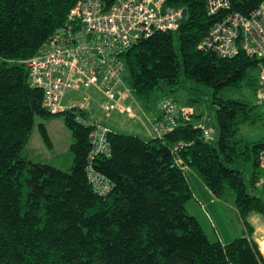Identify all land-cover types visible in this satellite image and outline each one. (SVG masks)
<instances>
[{
	"label": "trees",
	"instance_id": "obj_1",
	"mask_svg": "<svg viewBox=\"0 0 264 264\" xmlns=\"http://www.w3.org/2000/svg\"><path fill=\"white\" fill-rule=\"evenodd\" d=\"M78 1L0 0V264H264V239L258 242L251 221L264 220V186H258L264 137H240L241 125L255 122L254 108L264 104L220 95L245 83L256 93L258 77L250 72L260 60L243 51L225 58L199 49L221 15H209L206 0H165L166 7L187 9V20L177 30L157 31L135 43L124 56L125 81L148 105L158 92L172 97L184 90L186 103L195 106L204 87L213 90L215 121H207L216 139L206 140V122L199 125L197 113L150 140L111 131L110 155L93 160L113 185L103 196L87 176L90 127L76 120L75 111L47 110L44 92L30 84L26 63L66 23ZM102 1L110 7L115 0ZM229 1L230 10L244 16L264 4ZM54 115L65 117L75 139L69 170L23 155L35 117ZM40 128L50 142L46 125ZM187 168L199 172L215 197L232 190L243 236L228 243L209 239L186 207L194 197Z\"/></svg>",
	"mask_w": 264,
	"mask_h": 264
},
{
	"label": "built area",
	"instance_id": "obj_2",
	"mask_svg": "<svg viewBox=\"0 0 264 264\" xmlns=\"http://www.w3.org/2000/svg\"><path fill=\"white\" fill-rule=\"evenodd\" d=\"M209 15L221 17L199 45L219 56L232 58L241 51L260 60L256 101L264 104V4L250 16L231 11L229 0H206ZM183 9L165 6V0H115L107 7L102 0H79L70 10L66 23L58 28L37 55L27 60L31 86L44 92V107L52 113L75 111L76 120L91 129V151L87 176L94 190L105 196L112 190L111 181L93 167L99 154L110 155V129L85 115L89 101H100L106 120L112 113L134 116L126 101H136L125 81L124 56L142 38L157 31L177 30L182 24ZM96 91L92 93L91 91ZM70 93L82 95V102L63 105ZM160 118L155 123L156 136L189 121L194 109L170 97L159 103ZM205 138L212 142L216 132L205 128ZM181 143L178 147H182ZM264 186V151L260 153Z\"/></svg>",
	"mask_w": 264,
	"mask_h": 264
},
{
	"label": "rangeland",
	"instance_id": "obj_3",
	"mask_svg": "<svg viewBox=\"0 0 264 264\" xmlns=\"http://www.w3.org/2000/svg\"><path fill=\"white\" fill-rule=\"evenodd\" d=\"M250 75L257 78L259 75L258 69L251 71ZM203 89L205 90V94H201L202 102L194 106V115L197 113L200 116L196 121L202 122L209 119L215 121V109L212 108L213 90L206 87ZM159 95H161L160 92L156 93V96ZM183 95V92L179 91L172 94V97L183 101ZM220 95L225 98H237L251 104H254L256 101L254 88L246 83L239 88L223 90ZM81 98L82 95L79 93H70L65 97L64 101H79ZM99 100L103 101L101 97H99ZM254 113L256 114V121L245 123L240 128V137L251 141L264 137V106L255 107ZM105 121L109 122V120ZM43 123L47 127L50 142L42 134L40 125ZM112 128L122 134H133V131L127 129L114 127L113 125ZM74 141L73 134L66 125L63 115H54L47 119L36 116L33 131L28 144L23 149V155L37 163H48L62 170H69L74 160V154L71 150V145ZM188 169V175H190V179L195 185L196 192L186 207L188 212L199 220L209 239L213 241L219 239L224 243H228L236 237L243 236L245 228L240 219L235 203V194L232 190L228 189L223 198L215 197L211 192H208L209 190H206V188L198 183L197 179H201L199 172L196 169L191 171ZM250 170L247 173L248 178ZM201 182L203 184L202 179ZM254 220L259 228L257 238L258 242H260L264 238V220L257 216L254 217Z\"/></svg>",
	"mask_w": 264,
	"mask_h": 264
},
{
	"label": "crops",
	"instance_id": "obj_4",
	"mask_svg": "<svg viewBox=\"0 0 264 264\" xmlns=\"http://www.w3.org/2000/svg\"><path fill=\"white\" fill-rule=\"evenodd\" d=\"M95 92L96 91H93L92 93H95ZM181 92H183V94H184L183 95V97H184L183 101H179V100H177L173 97H170V96L160 95V96H156L157 98H155V101L153 103H151L150 105L144 104L143 102L139 101L134 94L136 101H126L127 105H129V107L133 111L134 116H130L127 113L122 114V113L114 112V113H112L111 118L109 119V122L105 121L106 116H105L104 112L99 107V104L104 102V101H89L85 115L87 117L94 119V120L102 123L103 125L107 126L110 129V131H115L112 128V125H113L114 127H120L123 129L133 131L132 132L133 135H139L146 140H150V139L156 138V135H157L155 130H154V126H155V123L160 118V109H159L158 103L163 97H170V98H173L174 100L178 101L179 103H181L183 105L191 106V105H188L186 103L187 100L189 99L188 93L185 92L184 90ZM100 97L103 98V96H100ZM75 102L80 103L82 101H62L63 105H65L66 107H70ZM191 107H193V109H195L194 106H191ZM103 118H104V121H103ZM110 120H111V122H110ZM196 122L199 125H203V124H205V122H207V120L202 121V122H198V121H196ZM206 128H209V127H206ZM193 169H195V168H189L188 170L191 171ZM186 172H187L188 180L194 189V195H195V192H196L195 185L193 184L192 180L190 179V175H188L189 172L188 171H186ZM195 179H197V178H195ZM201 179L200 178L197 179L198 183L201 186H203L204 188H206V190H208L206 185L204 184V182H203L204 185L202 184ZM208 192H210V191H208ZM254 217L255 216H253L251 218V221H252L253 225L255 226V235L257 237L259 228L256 225V221L254 220ZM257 240H258V238H257Z\"/></svg>",
	"mask_w": 264,
	"mask_h": 264
},
{
	"label": "water",
	"instance_id": "obj_5",
	"mask_svg": "<svg viewBox=\"0 0 264 264\" xmlns=\"http://www.w3.org/2000/svg\"><path fill=\"white\" fill-rule=\"evenodd\" d=\"M187 16H188V10L183 9V18L181 20V24H184L186 22ZM206 127H210L209 121L206 122Z\"/></svg>",
	"mask_w": 264,
	"mask_h": 264
}]
</instances>
